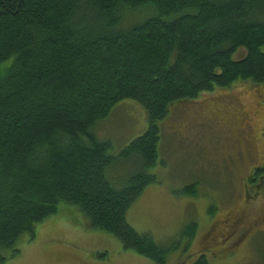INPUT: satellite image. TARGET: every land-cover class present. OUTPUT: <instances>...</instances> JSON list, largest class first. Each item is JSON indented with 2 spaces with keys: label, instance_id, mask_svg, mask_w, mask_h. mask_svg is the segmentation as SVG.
Listing matches in <instances>:
<instances>
[{
  "label": "trees",
  "instance_id": "16d2710c",
  "mask_svg": "<svg viewBox=\"0 0 264 264\" xmlns=\"http://www.w3.org/2000/svg\"><path fill=\"white\" fill-rule=\"evenodd\" d=\"M263 45L264 0H0V264L61 203L166 264L169 249L126 220L155 181L158 122L201 93L263 86ZM123 100L143 107L149 126L113 157L94 129ZM119 158L135 170L116 188L105 173ZM247 182L264 191V164ZM180 193L197 196L196 184ZM196 230L190 222L181 234L190 242Z\"/></svg>",
  "mask_w": 264,
  "mask_h": 264
},
{
  "label": "rangeland",
  "instance_id": "374dc122",
  "mask_svg": "<svg viewBox=\"0 0 264 264\" xmlns=\"http://www.w3.org/2000/svg\"><path fill=\"white\" fill-rule=\"evenodd\" d=\"M148 126L145 109L123 100L94 133L109 140V154L119 157ZM158 126L157 164L148 170L155 181L128 209V224L169 249L166 264H192L200 254L208 264H264V191L247 182L252 168L264 164V85L242 82L176 102ZM134 170L119 158L105 175L121 188ZM192 183L197 196L180 193ZM190 222L197 232L188 242L181 232ZM16 247L19 254L4 264H156L91 227L77 206L63 203Z\"/></svg>",
  "mask_w": 264,
  "mask_h": 264
}]
</instances>
